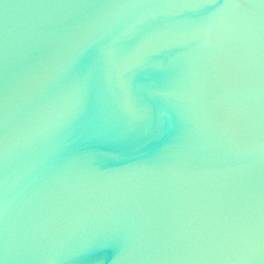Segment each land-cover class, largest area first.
I'll list each match as a JSON object with an SVG mask.
<instances>
[{
    "label": "water",
    "instance_id": "water-1",
    "mask_svg": "<svg viewBox=\"0 0 264 264\" xmlns=\"http://www.w3.org/2000/svg\"><path fill=\"white\" fill-rule=\"evenodd\" d=\"M0 264H264V0H0Z\"/></svg>",
    "mask_w": 264,
    "mask_h": 264
}]
</instances>
